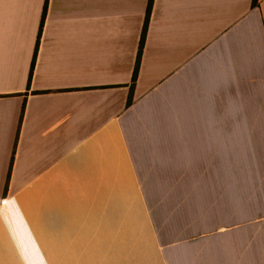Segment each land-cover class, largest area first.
I'll return each instance as SVG.
<instances>
[{
	"label": "crops",
	"instance_id": "crops-1",
	"mask_svg": "<svg viewBox=\"0 0 264 264\" xmlns=\"http://www.w3.org/2000/svg\"><path fill=\"white\" fill-rule=\"evenodd\" d=\"M44 2L0 0V264H264V0H153L129 106L148 0Z\"/></svg>",
	"mask_w": 264,
	"mask_h": 264
},
{
	"label": "trees",
	"instance_id": "trees-1",
	"mask_svg": "<svg viewBox=\"0 0 264 264\" xmlns=\"http://www.w3.org/2000/svg\"><path fill=\"white\" fill-rule=\"evenodd\" d=\"M257 1L258 0H252V2H251L252 7L257 6ZM46 5H47V0H45L44 6L42 9V14H41V19H40L39 36L41 35L42 26H43L45 15H46ZM152 5H153V0H148L147 5H146V9H145V15H144L143 25H142V29H141V34H140V38H139L135 65H134V69H133V73H132V77H131L129 94H128V98H127V105L128 106L132 102V90H133V87H134V84L136 82L137 75H138L139 64H140L143 46H144V42H145V38H146V34H147L148 23H149L151 10H152ZM36 52H37V47H35V49H34L33 57H32L31 64H30V70H29V75H28V80H27V88H29V84H30V80H31V76H32L33 68H34V61H35ZM22 113H23V109H22Z\"/></svg>",
	"mask_w": 264,
	"mask_h": 264
},
{
	"label": "rangeland",
	"instance_id": "rangeland-1",
	"mask_svg": "<svg viewBox=\"0 0 264 264\" xmlns=\"http://www.w3.org/2000/svg\"><path fill=\"white\" fill-rule=\"evenodd\" d=\"M204 184V182H200V192H201V194L202 193H207V195L206 196H204V197H201V198H199V200H200V202H199V208H200V211H201V213L199 212V214L202 216V215H204V218H206L207 220H206V228H205V234L207 235V236H210V182H209V184H208V191H206V185H203ZM203 207H206L207 208V210H206V212H203ZM195 210L197 211L198 209H197V201H196V205H195ZM202 226H203V223H202ZM202 226H201V228H202ZM205 247H207V249H208V251H210V246H205ZM211 262H212V264L214 263L213 261H212V259H211Z\"/></svg>",
	"mask_w": 264,
	"mask_h": 264
}]
</instances>
